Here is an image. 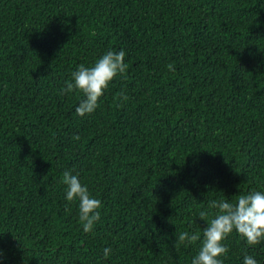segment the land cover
I'll use <instances>...</instances> for the list:
<instances>
[{"label": "trees", "instance_id": "trees-1", "mask_svg": "<svg viewBox=\"0 0 264 264\" xmlns=\"http://www.w3.org/2000/svg\"><path fill=\"white\" fill-rule=\"evenodd\" d=\"M120 49L127 71L77 115L71 72ZM65 170L101 200L92 233ZM250 190H264V0H0L6 264H191L199 242L179 233ZM223 243L224 264H264V244Z\"/></svg>", "mask_w": 264, "mask_h": 264}, {"label": "clouds", "instance_id": "clouds-1", "mask_svg": "<svg viewBox=\"0 0 264 264\" xmlns=\"http://www.w3.org/2000/svg\"><path fill=\"white\" fill-rule=\"evenodd\" d=\"M123 49L108 50L101 54L91 66L80 64L71 72L62 93H79L82 97L75 108L77 115H90L100 106V98L109 84L123 75L129 65L125 61ZM170 70L171 65L167 66ZM127 99L126 94H122ZM65 185L64 199L78 207V219L84 233L94 232L101 219V200L92 195L87 184L81 182L78 174L65 170L62 177ZM209 209L198 211L196 215L206 222L202 234L190 230L179 233L177 239L185 246L199 242V250L192 257L191 264H224L228 247L223 243L233 232L238 234L249 247L264 244V190H250L238 197L235 203L227 199L211 200ZM113 255L111 246L102 249L101 262ZM0 264H6V255L0 248ZM242 264H261L254 255L245 253Z\"/></svg>", "mask_w": 264, "mask_h": 264}]
</instances>
